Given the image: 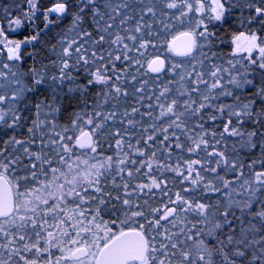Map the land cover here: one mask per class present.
Instances as JSON below:
<instances>
[{
	"label": "snow or ice",
	"instance_id": "1",
	"mask_svg": "<svg viewBox=\"0 0 264 264\" xmlns=\"http://www.w3.org/2000/svg\"><path fill=\"white\" fill-rule=\"evenodd\" d=\"M206 3L0 7V185L59 177L74 156L99 161L60 196L0 217V264H264V39L253 30H264V0H210L204 15ZM193 12L199 22L185 28ZM230 17L249 28L234 41L243 62L219 51L210 27ZM5 27L31 32L10 40ZM149 49L157 54L141 64ZM65 98L74 107L60 124ZM105 145L122 158L89 155ZM103 213L126 228L112 231Z\"/></svg>",
	"mask_w": 264,
	"mask_h": 264
},
{
	"label": "trees",
	"instance_id": "2",
	"mask_svg": "<svg viewBox=\"0 0 264 264\" xmlns=\"http://www.w3.org/2000/svg\"><path fill=\"white\" fill-rule=\"evenodd\" d=\"M12 0H0V7L7 6L11 4ZM195 7V5H194ZM210 12V1L208 0V3L205 4V11L204 15H207ZM200 13H190L188 15V18L185 20V28L192 27L196 25L199 22V17ZM207 22V21H206ZM39 23V21H37ZM64 28H69L70 27V22L65 21ZM210 27L212 28L213 31H215L220 39L223 40V44L220 46L219 51L223 54H225V57L227 59H233L234 62L240 61L243 62L242 58L246 57L248 54L247 53H235L234 52V41L235 37L240 35L241 32L248 34L249 28L247 26H241L236 22L235 19L229 18L228 23H219V22H213ZM181 30H184L177 26L174 31L179 32ZM255 31H257L258 35L262 39H264V30H260L259 26H254ZM56 32H59L60 29H56ZM31 32L30 29L24 28L20 29L17 32H12L10 31L7 27H5V33L8 35V38L10 40H20L24 36L29 35ZM53 36V33H49L47 37H43L44 40H50L51 37ZM163 40V38H162ZM51 42H55L52 40ZM50 47V44L48 45ZM37 50L40 51L41 56L46 55V50L43 48H40L37 46ZM159 54L161 57L165 58L167 57L168 60H179L180 58L178 57H173L171 54L167 53L164 48H160ZM157 53L153 52L152 49H149L147 52L144 53L143 58L141 59L140 63L141 64H146V61L152 59L155 57ZM253 57L255 58L257 53H252ZM3 55H0V59H3ZM27 63H30L28 61ZM136 74L138 75L139 78L141 79H146L152 82V78L155 76L152 74L149 69L145 66L140 68L139 66ZM161 80H166L168 77H165L161 74L160 76ZM44 91V90H42ZM45 91V95H46ZM29 100L34 101L36 97L34 96H29ZM70 98H65V103L64 107L62 109V112L58 115L57 120L60 124H67L70 120V113L74 107V104L69 102ZM230 102V100L228 101ZM22 107V105H21ZM28 115H31V113H28ZM217 125L221 123V121L216 122ZM220 129L217 128V131ZM17 138L18 139H28V133L26 129H18L17 130ZM0 137H3L6 139L7 137L3 136V133H0ZM2 142V140H0ZM111 143V142H110ZM127 150V149H125ZM89 155H97L99 157H107V156H112L113 159L115 160L116 158H122V153H120L118 150H115L114 148H110L107 145L104 146L102 151H99L98 154H92L89 153ZM246 162L248 160V157H245ZM70 163V170L64 169L63 172H61L59 169H57L58 172H60V176L56 178H50L48 177L47 179L44 177H41V184L38 182L36 184H29V185H24L17 183L16 180L9 178L7 181L9 184L13 187L16 195V200H17V208L15 213L12 216H17V215H24L26 212L32 211L36 206L45 204L47 201L51 200L53 197L60 196L63 190H66L67 188V183H74L77 179L81 177H86L87 174L91 171L92 167L97 165L99 163L98 160H92L87 157H73V161H69ZM56 166V165H54ZM247 171V169H246ZM171 176V174H168ZM62 178V179H61ZM231 178V176H229ZM59 181V183H58ZM67 182V183H66ZM15 185V186H13ZM15 187V188H14ZM171 187V185H170ZM179 190V185H177L175 188H173V191ZM115 194V193H114ZM71 199V198H70ZM74 205L70 204L69 207H73ZM103 219L105 223L108 224V226L112 229V231H118L121 228H126V225H122L119 222H117L115 225L111 223L112 217L108 215L107 213H103ZM69 232H71V229H67ZM57 235H60L59 231L56 233ZM76 238V237H74ZM61 246H63V240H61ZM52 253L54 256H59L60 252L53 247L52 248ZM29 256L31 255L30 253L28 254Z\"/></svg>",
	"mask_w": 264,
	"mask_h": 264
},
{
	"label": "water",
	"instance_id": "3",
	"mask_svg": "<svg viewBox=\"0 0 264 264\" xmlns=\"http://www.w3.org/2000/svg\"><path fill=\"white\" fill-rule=\"evenodd\" d=\"M152 74L156 75L155 73ZM16 208L17 200L15 191L7 179L3 178V184L0 185V217L12 216Z\"/></svg>",
	"mask_w": 264,
	"mask_h": 264
},
{
	"label": "rangeland",
	"instance_id": "4",
	"mask_svg": "<svg viewBox=\"0 0 264 264\" xmlns=\"http://www.w3.org/2000/svg\"><path fill=\"white\" fill-rule=\"evenodd\" d=\"M209 1H210V0H209ZM240 43L243 44V40H241ZM234 52H235V53H246V52H244V51L236 52V44H235V43H234ZM253 53H255V52H253ZM13 186H15V185H13ZM14 188H15V187H14Z\"/></svg>",
	"mask_w": 264,
	"mask_h": 264
}]
</instances>
